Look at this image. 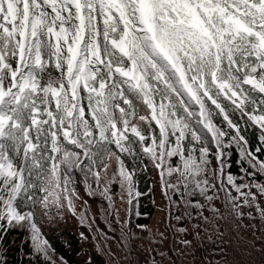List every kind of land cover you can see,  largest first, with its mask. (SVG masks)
Segmentation results:
<instances>
[{
  "label": "snow or ice",
  "instance_id": "1",
  "mask_svg": "<svg viewBox=\"0 0 264 264\" xmlns=\"http://www.w3.org/2000/svg\"><path fill=\"white\" fill-rule=\"evenodd\" d=\"M261 153L264 0H0V264L17 232L26 264H64L43 228L76 214L81 182L130 241L143 225L116 204L135 208L141 171L160 176L184 237L217 201L264 217Z\"/></svg>",
  "mask_w": 264,
  "mask_h": 264
},
{
  "label": "trees",
  "instance_id": "2",
  "mask_svg": "<svg viewBox=\"0 0 264 264\" xmlns=\"http://www.w3.org/2000/svg\"><path fill=\"white\" fill-rule=\"evenodd\" d=\"M259 134L251 127L247 130L246 138L253 151L258 146ZM228 170L237 177L241 174L240 157L235 149ZM137 185L145 194L135 208L119 200L116 207L121 219L131 217L133 224L143 225V228H136L134 237L122 244L119 229L113 231L108 226L109 219L103 211L105 205L100 200L89 199L84 194L85 188L78 183L81 198L76 202V214L65 212L58 223L44 224L43 231L55 250L54 258H63L64 264H149V254L155 249L164 254L163 264H169V260L172 264H264V217L255 208H245L241 219L230 215L223 202L217 201L215 207L221 209L222 215L215 216L205 209L203 216L208 217L207 221L200 217L186 218L183 226L188 235L184 237L169 226H181L175 219L179 211L172 208L169 199L162 194L158 173L154 170L138 172ZM261 206L264 207V202ZM85 213L94 218L93 228L87 226V221L81 223L80 217ZM82 232L86 240L82 239ZM162 233L163 241L159 239ZM8 239L10 264H26L32 258L26 255L22 243L27 237L22 238L17 232ZM182 239L190 240L191 245L184 247L175 243Z\"/></svg>",
  "mask_w": 264,
  "mask_h": 264
},
{
  "label": "rangeland",
  "instance_id": "3",
  "mask_svg": "<svg viewBox=\"0 0 264 264\" xmlns=\"http://www.w3.org/2000/svg\"><path fill=\"white\" fill-rule=\"evenodd\" d=\"M76 177H78V178L80 179V176H79V175H76ZM80 184H81V187L84 189V185H83V183L81 182ZM46 225H48V224H46ZM51 225H53V224H51ZM51 225H50V226H51Z\"/></svg>",
  "mask_w": 264,
  "mask_h": 264
}]
</instances>
